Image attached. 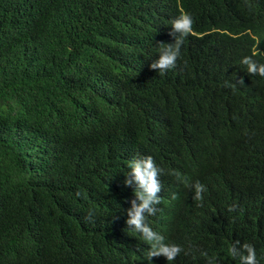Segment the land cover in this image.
Here are the masks:
<instances>
[{"label":"trees","instance_id":"obj_1","mask_svg":"<svg viewBox=\"0 0 264 264\" xmlns=\"http://www.w3.org/2000/svg\"><path fill=\"white\" fill-rule=\"evenodd\" d=\"M245 57L264 64V0H0V264H169L127 224L149 155L170 264H241L245 243L264 264V77Z\"/></svg>","mask_w":264,"mask_h":264},{"label":"clouds","instance_id":"obj_2","mask_svg":"<svg viewBox=\"0 0 264 264\" xmlns=\"http://www.w3.org/2000/svg\"><path fill=\"white\" fill-rule=\"evenodd\" d=\"M171 25L175 43H161L160 58L150 66L151 69H158L160 74L176 66V61L180 56V49L184 38L192 32L193 19L189 14L182 13L171 22ZM242 63L247 65L248 73L254 75L258 74L264 77V64H257L252 57H245ZM239 83L243 84V79H240ZM129 168L132 169V172L127 175L131 178L125 180V184L131 185L133 179L135 180L137 184L135 195L139 203H137V200L132 201V208L128 210L130 219L127 220V224L130 226V229H134L136 232L141 233L144 240L151 244V249L147 253V257L150 261L153 257L163 255L170 264V262L182 251L181 247L164 244L163 237L155 233L146 223V215H155L157 209L154 205L161 202L160 197L157 195L162 187L159 180L160 169L157 168L150 155L133 159L129 162ZM193 187L195 190L194 199L202 200V194L206 191L205 186L196 182ZM232 210L234 209L230 207L229 211ZM185 211L189 214L187 209H185ZM243 249L247 254L241 256V264H258L255 248L251 244L245 243ZM229 251L232 256H237L234 246Z\"/></svg>","mask_w":264,"mask_h":264}]
</instances>
